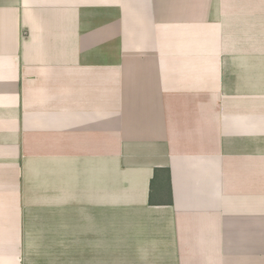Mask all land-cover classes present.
Returning <instances> with one entry per match:
<instances>
[{"label": "crops", "instance_id": "obj_1", "mask_svg": "<svg viewBox=\"0 0 264 264\" xmlns=\"http://www.w3.org/2000/svg\"><path fill=\"white\" fill-rule=\"evenodd\" d=\"M0 264H264V0H0Z\"/></svg>", "mask_w": 264, "mask_h": 264}, {"label": "rangeland", "instance_id": "obj_2", "mask_svg": "<svg viewBox=\"0 0 264 264\" xmlns=\"http://www.w3.org/2000/svg\"><path fill=\"white\" fill-rule=\"evenodd\" d=\"M162 186L159 185V183L157 182L154 186V193L156 194V197H160L161 195V190H162Z\"/></svg>", "mask_w": 264, "mask_h": 264}]
</instances>
